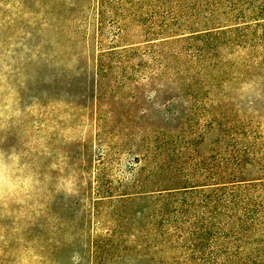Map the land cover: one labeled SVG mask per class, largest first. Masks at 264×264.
<instances>
[{
    "label": "rangeland",
    "instance_id": "1",
    "mask_svg": "<svg viewBox=\"0 0 264 264\" xmlns=\"http://www.w3.org/2000/svg\"><path fill=\"white\" fill-rule=\"evenodd\" d=\"M0 138L76 176L0 264H264V0H0Z\"/></svg>",
    "mask_w": 264,
    "mask_h": 264
},
{
    "label": "clouds",
    "instance_id": "2",
    "mask_svg": "<svg viewBox=\"0 0 264 264\" xmlns=\"http://www.w3.org/2000/svg\"><path fill=\"white\" fill-rule=\"evenodd\" d=\"M5 142L6 138H0V244L25 240L37 222L36 213L47 205L49 197H70L76 187V176L67 170L61 173L55 161L42 167L43 155L39 159L30 156L26 146L5 149ZM33 143L38 140L33 138ZM28 252L26 245L17 248V264H32ZM76 255L74 252L72 264Z\"/></svg>",
    "mask_w": 264,
    "mask_h": 264
}]
</instances>
